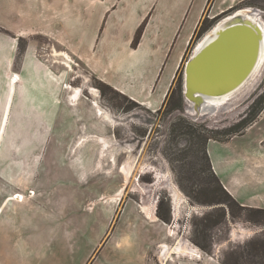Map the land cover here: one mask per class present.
Here are the masks:
<instances>
[{
  "label": "rangeland",
  "instance_id": "374dc122",
  "mask_svg": "<svg viewBox=\"0 0 264 264\" xmlns=\"http://www.w3.org/2000/svg\"><path fill=\"white\" fill-rule=\"evenodd\" d=\"M245 8L258 10L264 20V0H250L216 17L206 11L161 109L132 102L87 70L71 66L65 80L71 85L70 93L78 88L82 97L76 102L71 93V105L67 95L59 105L57 100L49 102V110L55 112L54 135L38 139L32 154H4L13 136L4 139L0 161H35L37 169L30 179L37 193L34 200L56 214L61 212L69 227L40 229L32 236L29 243L40 264H264V209L244 207L230 196L209 154V145L215 141L222 160L230 149L223 143L251 126L264 102V74L232 108L209 116L193 115L183 94L184 67L199 40L222 19ZM135 12L119 8L114 18L116 36L107 43H95L103 66L141 61L149 48L154 49L149 39L161 24L159 15L173 13L158 11L155 19L149 17L154 15L150 10L129 42ZM196 14L195 8L187 10V18L178 26L177 21L163 33V42L155 45L164 52L172 42L152 108L159 105L164 80L185 46ZM142 26L144 34L138 43L136 31ZM92 56L93 51H88V59ZM101 137L109 141L108 149L103 148ZM14 140L29 145L33 139ZM235 143L238 147L241 142ZM125 164L131 165L129 178L121 172ZM12 167L6 172L20 171V165ZM4 184L0 180V186ZM168 184L182 196L178 205ZM143 208L148 215L153 210L159 221L151 223ZM180 242L199 256L166 258L163 245L175 247Z\"/></svg>",
  "mask_w": 264,
  "mask_h": 264
},
{
  "label": "crops",
  "instance_id": "0c3cea01",
  "mask_svg": "<svg viewBox=\"0 0 264 264\" xmlns=\"http://www.w3.org/2000/svg\"><path fill=\"white\" fill-rule=\"evenodd\" d=\"M248 1L0 0V155L6 137L13 141L9 142L4 154H32L36 152L38 139L54 135L55 112L49 110V102L54 104L57 100L59 105L67 95L70 104L74 91L70 93L71 85L65 77L71 66L87 70L130 100L154 111L161 109L206 11L210 10L216 17ZM121 7L136 10L129 42L150 10L154 15L152 12L149 17L155 19L158 11L172 10L173 13L159 15L161 24L149 39L152 44L149 46L154 49H146L141 61L136 63L131 59L122 67L110 62L107 68L95 51V43L98 46L100 41L107 43L116 36L118 25L114 24V18ZM192 8L197 13L193 29L167 73L159 105L152 108L157 82L165 73L164 63L172 42L164 52L155 45L163 42V33L171 30L177 21V26L180 25L187 18L186 11ZM91 50L93 56L88 59L87 53ZM263 121L264 111L242 135L223 143L230 149L222 160L216 154L219 144L214 141L209 145L214 172L226 190L244 207L254 209H264ZM20 137L33 140L29 145H19L14 139ZM237 141L241 142L238 147ZM11 163L15 167L20 165V171L7 173L8 169H14ZM36 169L35 161H0V180L5 183V187L0 186V264H40L29 243L32 236L40 229L69 228L60 211L56 214L34 200L37 193L30 179ZM152 211L149 215L142 212L151 223H157L159 219L154 218ZM157 234L160 235V231Z\"/></svg>",
  "mask_w": 264,
  "mask_h": 264
},
{
  "label": "water",
  "instance_id": "95a60500",
  "mask_svg": "<svg viewBox=\"0 0 264 264\" xmlns=\"http://www.w3.org/2000/svg\"><path fill=\"white\" fill-rule=\"evenodd\" d=\"M220 26L184 67L183 94L195 112L208 100L242 86L258 64L264 45V25L243 13L234 14Z\"/></svg>",
  "mask_w": 264,
  "mask_h": 264
},
{
  "label": "bare ground",
  "instance_id": "6f19581e",
  "mask_svg": "<svg viewBox=\"0 0 264 264\" xmlns=\"http://www.w3.org/2000/svg\"><path fill=\"white\" fill-rule=\"evenodd\" d=\"M237 13H243L245 16H248L250 19L258 22L259 24L264 25V20L262 19V16L258 10L251 9V8L250 9L245 8V9L238 10V11L234 12L233 14L222 19L207 34H205L197 43L193 55L197 52V50L200 47H202V45H204L205 42H208V39H211L213 37V33H215V31H217L218 29H220V27H221L220 25L223 23V21H225L227 19H231V17ZM263 74H264V45H263L261 52H260L258 64L256 65V67L253 70L250 77L242 84V86H240L237 90H235V91H233L227 95H224L222 97H217L215 99H211L210 101L208 100L206 103L207 105L204 104L202 106V109L199 112H195L193 110L192 114L197 115V116H209V115L215 114L216 112H218L220 110H224L227 107L232 108V106H234L235 103L238 102V99H240L241 95L247 94L252 88H254L255 85H257V83L259 82V80L263 76ZM73 91L72 92L74 94V100L77 102L82 97V90L76 88ZM190 104L192 105L191 102H190ZM100 114L103 115L105 117V119L111 120L110 116H108L107 114H104L103 111ZM99 140L102 142L104 149H108L110 147V143L106 138L101 137ZM104 152L105 151H103L102 154H104ZM149 169H152V167H149ZM130 171H131V165L130 164H125L121 170V172L126 176V178H129ZM147 171L149 172V170H147ZM157 178L159 180L161 179V180L165 181V177L163 175H161V176L158 175ZM161 182H163V181H161ZM168 187L172 191V196L174 198V202L176 203V205H178L180 203V201H182V196L178 193V191L173 186L168 184ZM124 191H125V189L123 188L121 193H123ZM143 211H146V208H143ZM174 234H175V231L173 229H171V235H174ZM181 242H180V244L177 243V246H175V247L174 246L170 247L168 244L163 245V250H166V252H167L166 258H171L174 255H183V256H188V257H189V255L190 256H193V255L199 256L196 253L194 248H192L188 245L185 246L184 242H183V244Z\"/></svg>",
  "mask_w": 264,
  "mask_h": 264
},
{
  "label": "trees",
  "instance_id": "16d2710c",
  "mask_svg": "<svg viewBox=\"0 0 264 264\" xmlns=\"http://www.w3.org/2000/svg\"><path fill=\"white\" fill-rule=\"evenodd\" d=\"M245 3H247V2H245ZM244 4V3H243ZM243 4H241V5H243ZM233 9H235V8H233ZM142 32H143V26L139 29V31H138V34H137V36H136V41L137 42H139V39H140V37H141V35H142ZM172 89V88H171ZM170 92H171V90H170ZM170 92H169V94H170ZM169 94H168V96L166 97V100L168 99V97H169ZM182 94V93H181ZM128 98V97H127ZM129 99V98H128ZM130 100V99H129ZM166 100H165V102H166ZM132 102H135V101H133V100H131ZM165 102H164V104H165ZM264 111V102L262 103V107H260V109H259V111H258V113H256L255 115H254V117H253V119L251 120V124L250 125H252L256 120H257V118L260 116V114L262 113ZM246 129V128H245ZM244 129V130H245ZM243 130V131H244ZM212 164V163H211ZM216 174V173H215ZM217 176V175H216ZM230 195V194H229ZM231 196V195H230Z\"/></svg>",
  "mask_w": 264,
  "mask_h": 264
},
{
  "label": "flooded vegetation",
  "instance_id": "af4514ba",
  "mask_svg": "<svg viewBox=\"0 0 264 264\" xmlns=\"http://www.w3.org/2000/svg\"><path fill=\"white\" fill-rule=\"evenodd\" d=\"M157 178V177H156ZM151 208V207H150Z\"/></svg>",
  "mask_w": 264,
  "mask_h": 264
}]
</instances>
